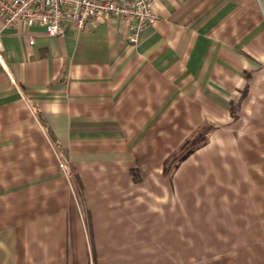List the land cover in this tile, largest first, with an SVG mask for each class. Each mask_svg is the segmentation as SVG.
<instances>
[{"label": "crops", "instance_id": "0c3cea01", "mask_svg": "<svg viewBox=\"0 0 264 264\" xmlns=\"http://www.w3.org/2000/svg\"><path fill=\"white\" fill-rule=\"evenodd\" d=\"M152 3L134 44L0 15V264H264V0Z\"/></svg>", "mask_w": 264, "mask_h": 264}, {"label": "built area", "instance_id": "2783aa9c", "mask_svg": "<svg viewBox=\"0 0 264 264\" xmlns=\"http://www.w3.org/2000/svg\"><path fill=\"white\" fill-rule=\"evenodd\" d=\"M0 15L5 27L41 26L48 36L54 37L63 36L69 27L83 29L92 18L117 16L132 22L128 33L131 44L156 17L152 0H0ZM54 154L59 170L68 180L65 156L56 151Z\"/></svg>", "mask_w": 264, "mask_h": 264}, {"label": "trees", "instance_id": "16d2710c", "mask_svg": "<svg viewBox=\"0 0 264 264\" xmlns=\"http://www.w3.org/2000/svg\"><path fill=\"white\" fill-rule=\"evenodd\" d=\"M204 140L205 138L203 133L196 132L182 143L178 151L172 154V156L168 159L167 162H170V164H175L178 163V161H182L190 153L197 149L203 143Z\"/></svg>", "mask_w": 264, "mask_h": 264}]
</instances>
